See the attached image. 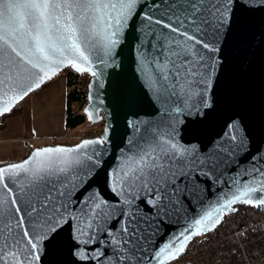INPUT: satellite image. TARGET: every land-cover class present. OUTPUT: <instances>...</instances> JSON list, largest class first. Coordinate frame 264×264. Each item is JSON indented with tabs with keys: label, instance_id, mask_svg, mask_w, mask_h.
Returning a JSON list of instances; mask_svg holds the SVG:
<instances>
[{
	"label": "snow or ice",
	"instance_id": "snow-or-ice-1",
	"mask_svg": "<svg viewBox=\"0 0 264 264\" xmlns=\"http://www.w3.org/2000/svg\"><path fill=\"white\" fill-rule=\"evenodd\" d=\"M115 69V129L0 161V264H178L264 208V0H0V120Z\"/></svg>",
	"mask_w": 264,
	"mask_h": 264
},
{
	"label": "built area",
	"instance_id": "built-area-1",
	"mask_svg": "<svg viewBox=\"0 0 264 264\" xmlns=\"http://www.w3.org/2000/svg\"><path fill=\"white\" fill-rule=\"evenodd\" d=\"M80 132L71 136L77 143L98 137ZM36 136L24 140L31 149ZM239 211L226 215L215 233L194 240L178 264H264V208L237 205Z\"/></svg>",
	"mask_w": 264,
	"mask_h": 264
},
{
	"label": "crops",
	"instance_id": "crops-1",
	"mask_svg": "<svg viewBox=\"0 0 264 264\" xmlns=\"http://www.w3.org/2000/svg\"><path fill=\"white\" fill-rule=\"evenodd\" d=\"M65 94V77L61 74L42 91L29 97L20 115L0 121V161L21 160L29 144L24 139L33 136V129L37 137L31 143L33 147L65 136Z\"/></svg>",
	"mask_w": 264,
	"mask_h": 264
},
{
	"label": "water",
	"instance_id": "water-1",
	"mask_svg": "<svg viewBox=\"0 0 264 264\" xmlns=\"http://www.w3.org/2000/svg\"><path fill=\"white\" fill-rule=\"evenodd\" d=\"M125 56H127V50H125ZM113 71L115 75H109L106 77L105 86L103 88L97 87L92 92H90L87 85V104L85 105L83 112L86 115L88 121L92 124L103 120L101 133L99 134L98 137H100L103 134L105 127H107L109 124H111L112 128L115 129L116 121L118 117L121 120L125 118L126 108L124 107V101L126 98L127 89L129 85L126 76L121 75V72L122 71L126 72V69L123 70L115 69ZM90 79L91 78L89 77V82ZM89 95L93 96L92 100H89ZM101 101H103V103H101ZM89 108H91L94 112V116H95L94 121L89 119L88 113L85 111V109H89ZM127 118H131V116L129 115ZM98 137L86 138V139H95ZM82 140L72 145H66V144H54V145L75 146L76 144L80 143ZM42 146H53V145H41L37 147H42ZM115 155L116 156L119 155L118 150L115 152ZM209 198L214 199V190L213 193H210ZM171 229L176 230V226H171Z\"/></svg>",
	"mask_w": 264,
	"mask_h": 264
},
{
	"label": "trees",
	"instance_id": "trees-1",
	"mask_svg": "<svg viewBox=\"0 0 264 264\" xmlns=\"http://www.w3.org/2000/svg\"><path fill=\"white\" fill-rule=\"evenodd\" d=\"M61 74H63L65 77V86H66L65 110H64V121H63L64 133L66 135L78 134L80 132H85L86 135L100 134L101 128L103 126V120L92 124L88 121L86 115L83 112V109L87 104V85L89 83V77L86 76L82 77L72 71H65ZM22 112H23V106L21 105V107L18 110H16L12 115L6 118L18 116ZM58 143L66 144V145L73 144V142L65 141V142H49L44 145H54ZM33 148L34 147L26 151L24 157H26Z\"/></svg>",
	"mask_w": 264,
	"mask_h": 264
},
{
	"label": "rangeland",
	"instance_id": "rangeland-1",
	"mask_svg": "<svg viewBox=\"0 0 264 264\" xmlns=\"http://www.w3.org/2000/svg\"><path fill=\"white\" fill-rule=\"evenodd\" d=\"M26 101H27V100H26ZM26 101L23 102L22 106H23V105L26 106ZM64 134H65V133H64ZM73 135H76V134H71V135H66V134H65V136L63 135L64 137L62 136L63 138L61 137V138H59V139H57V140H55V141H48L47 143H49V142H65V141H66V142H73V141H71V138H70V137L73 136ZM36 140H37V138H36ZM36 140H35V141H36ZM35 141H33V142H35ZM47 143H46V144H47ZM42 144H43V143H38V145H42ZM58 144H59V143H58Z\"/></svg>",
	"mask_w": 264,
	"mask_h": 264
}]
</instances>
